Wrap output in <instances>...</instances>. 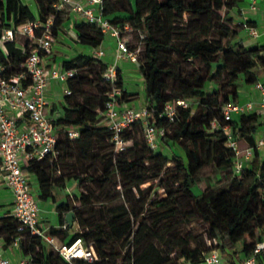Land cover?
Masks as SVG:
<instances>
[{
  "label": "trees",
  "instance_id": "1",
  "mask_svg": "<svg viewBox=\"0 0 264 264\" xmlns=\"http://www.w3.org/2000/svg\"><path fill=\"white\" fill-rule=\"evenodd\" d=\"M57 1L34 0L37 6L35 14L31 5L24 0H0V33L10 28L17 29L36 16L46 21L54 15V34L61 39L68 34L63 23L69 20L72 7L65 5L62 9H56L54 5ZM243 1L136 0L133 4L132 0H104L103 14L106 17L119 12L128 13L127 16L115 15L110 20L119 24L129 22L145 34L139 65L146 86L145 105L152 110L151 121L158 128L167 130L165 135L160 136L157 149L146 142L143 124L135 122L123 132V136L133 140L134 145L117 152L115 144L109 139L112 131L108 119L100 113L105 108L112 88L103 76L107 63L86 52H79L75 57L63 60L64 68L78 71L101 66L103 86H99L98 94L93 95L83 89L85 82L75 83L79 75L68 81L72 93L65 94L64 114L53 119L59 133L58 156L30 160L23 170L28 177L30 174L38 176L41 200L56 201L54 190L58 185H65L67 178L59 168L61 152L69 155L70 149H76L86 154L89 150L97 151V146L112 148V156L106 162L103 176L78 173L68 176L98 183L102 197L92 192L82 193L56 206L61 226H51L50 234L64 242L67 240L68 244L80 237L87 247L92 245L97 253L93 261L74 259L75 264H119L121 259L122 264H198L204 254L214 248L221 250L225 264H240L252 254L256 244L264 239V165L256 170L245 167L241 178L234 177L228 186L218 188L211 195L194 191L198 185V176L207 167L233 168L235 152L226 146L228 137L223 126L228 121L224 119L222 107L237 97L242 86L254 84L264 74V45L246 46L241 42H233L239 32V25L234 24L231 11ZM79 26L78 42L90 47L102 46L105 37L98 24L82 21ZM134 34L140 42L139 33ZM23 45L25 50L12 41H6L4 49L0 47L3 76L10 77L25 71L24 63L32 45L29 40ZM173 53L198 64L200 70L189 75L176 74L165 65ZM58 54L57 51L49 52L46 66L50 67ZM167 75L176 76L179 80L178 86L172 90H169L165 79ZM208 82L213 83L215 89L204 95ZM116 85L123 88L120 101L139 98L138 91L129 90L125 86L121 70ZM184 98L190 99L192 105L180 108L176 120L170 121L161 116L166 102ZM259 118L260 113L257 111L237 116L233 126L235 137L255 146ZM214 121L218 122V128H214ZM69 127L78 128L80 137L71 139L67 133ZM169 143L177 151L166 150ZM168 161L174 162V166L167 169L166 175L172 173L177 186L167 193L166 198L152 199L149 209L157 204L165 206L152 225L148 226L146 217L142 219V209L148 200L142 198V195L152 183L146 188H142V185L159 178ZM118 176L132 193L134 201L139 202L137 205L134 202L130 205L121 203L117 195L104 192ZM165 179L163 177L161 184L167 189ZM135 189L138 196L134 194ZM176 195L189 199L190 206L186 214L190 221L197 217L208 223L206 235L210 247H191V240L179 241V237H173L171 227L166 230L168 238L164 247L150 240L161 219L177 216V210L169 202V197ZM71 210L75 212L80 228L69 237L71 227L62 226L67 224L66 214ZM19 226L13 214L0 216V234L4 237V247L11 246L16 237L24 234L20 248L25 256L32 257L30 264H71L60 253L49 250L41 236L20 233ZM241 242L242 248L239 246ZM173 253L177 256L174 257Z\"/></svg>",
  "mask_w": 264,
  "mask_h": 264
},
{
  "label": "built area",
  "instance_id": "2",
  "mask_svg": "<svg viewBox=\"0 0 264 264\" xmlns=\"http://www.w3.org/2000/svg\"><path fill=\"white\" fill-rule=\"evenodd\" d=\"M104 0H58L55 3L56 9H62L65 5L72 7V10L80 15L83 20L90 24H98L101 33L106 38L115 41L116 53L114 62L107 64L104 70L105 80L112 88L108 93L105 108L100 110L109 122L112 135L109 138L115 144L117 152L124 150L131 144V140L123 136L126 128L135 122H141L144 126V137L146 142L154 149L159 146L160 136L167 133L166 128H158L151 121L152 110L150 107L130 106L126 101H120L123 88L118 87L119 79L118 61L129 59L140 65V53L142 51V40L145 34L137 30L129 22L123 24L114 23L103 14ZM250 7L257 8V0H250ZM56 16L48 17L46 21L38 16L34 20L21 24L17 29H6L1 36L2 40L12 41L18 45V33L26 36L32 48L24 63L25 71L10 77L3 76L4 66L0 65V159L4 182L13 195V216L19 221V232L30 233L46 237L55 241L58 237L52 236L47 228L40 224L41 204L39 192L34 193L23 167L30 160H42L48 156H58L59 133L56 131L53 118L48 115L46 90L51 80L68 82L79 75L74 68L46 66L43 56L51 52L54 46L56 35L54 27ZM251 35L257 36L259 30L256 26L244 24ZM137 32L140 37V44L133 45L130 39ZM5 41V42H6ZM19 46V45H18ZM87 46V45H84ZM25 50V46H20ZM91 55L102 58L107 51L100 47H90ZM89 49V50H90ZM255 89L260 93V105L264 108V77L254 83ZM70 87L65 89V94H71ZM192 105L190 99H177L166 102L161 116L170 121L176 120L180 108H188ZM255 109V102L251 99L243 102L231 99L222 107L224 119L228 124L223 126L228 140L226 146L235 152L233 172L237 176L242 173L246 163L254 156L255 150L264 146V137L256 141L255 146L242 147L240 141L233 134V126L236 123L235 116L245 112H252ZM28 119L29 124L21 126L20 121ZM214 128H218V122H213ZM68 136L71 139L80 137V130L76 127L68 128ZM264 187V179H263ZM67 228L68 225L62 226ZM20 235L13 241V246H19ZM4 246V237L0 234V249ZM61 255L68 261L84 259L93 261L97 253L91 245L87 247L82 238H77L71 244L63 243L58 247ZM264 254V239L259 241L252 254L245 257L240 264H257L259 256ZM31 256H24L15 261L5 251H0V264H30ZM192 264V263H189ZM198 264H225L223 254L219 248H214L204 254L202 261Z\"/></svg>",
  "mask_w": 264,
  "mask_h": 264
},
{
  "label": "rangeland",
  "instance_id": "3",
  "mask_svg": "<svg viewBox=\"0 0 264 264\" xmlns=\"http://www.w3.org/2000/svg\"><path fill=\"white\" fill-rule=\"evenodd\" d=\"M135 3L136 0H133ZM3 35V32L0 33V47L4 49V44L6 40H2L1 36ZM68 40L65 41L63 39H55L54 46L51 49V51H61L60 53L65 52L66 54L74 55L76 53V42L73 38L67 35ZM132 44L139 45V39L136 34L130 37ZM29 39L18 33L17 41L19 44H25L27 43ZM110 38L107 36L105 40L103 41V44L101 47L107 51L115 46V41L111 39L112 43H109ZM30 41V40H29ZM31 42V41H30ZM226 42V40H224ZM109 45V49L106 47V45ZM112 44V45H111ZM83 49L86 47V52L91 53V49L88 46L80 45ZM142 45V49H143ZM90 49V50H89ZM143 54V53H142ZM103 56L102 59L106 63H110L109 56ZM129 61H126V67H128L129 70H131V74L123 75L124 77V84L129 90L138 91L140 94V99L146 98V86L144 83V78L139 70V68L135 65H131ZM138 65V64H137ZM165 65L167 67H170L173 72L176 74H182V75H189L195 71H199V65L192 62V61H186L182 57H180L177 53H173L171 55V58L165 62ZM101 66H96L95 68H84L79 71V76L76 79L75 83L79 84V82L83 81L85 82L83 85V89L86 90L87 93L96 95L98 94V87L103 86V82L101 79ZM167 83L169 84V90H172L173 88L177 87L179 84V80L176 78V76H170L167 75L165 77ZM64 85V84H63ZM64 87V86H63ZM62 84L59 85V89L61 90V96L64 95ZM215 89V85L211 82H208L203 94L207 95L210 92H212ZM79 100L80 97L78 96ZM193 100V99H192ZM135 101H139V98ZM193 102H197L196 100H193ZM196 108V107H194ZM145 138V137H144ZM241 142L242 147L246 146V143L243 139H238ZM133 140L131 141L130 146H133ZM97 151L94 152V150H89L86 154H81L76 149H70L69 146H67V149L69 150V155H66L65 153L61 152V159L59 160V168L65 176H67L65 180V185H58L55 189L56 198L60 200L62 197H66L67 199H72L73 196H79L82 193H88L92 192L95 195L101 196V191L99 190V184L96 182L91 181H81L77 180L75 178H71L68 176H71L75 173L82 174V175H96L97 177L103 176L105 173L106 168V162H108V159L112 156V148L109 146H103V147H96ZM157 149V148H156ZM169 152H175L177 151L175 146L172 143H169L166 148ZM115 154V152H114ZM248 163V162H247ZM249 165V163L247 164ZM174 162L168 161L165 164L164 171L162 172V175L157 178L156 180H153L147 184L142 185V188H146L152 183V186L145 190L144 194L142 195V198H147L148 202L142 209V219L146 217V222L148 226L152 225V222L154 219H156L162 210V208L165 206L164 204H157L152 209H149L150 202L155 197L158 200H161L163 198L167 197V193H170V190H175L177 184L174 182V178L172 173L169 175H166V171L168 168L173 167ZM234 166V164H233ZM259 167L256 166L253 163V169H258ZM245 169L242 171L241 174L235 175L233 172V168L231 166H227L224 168L216 169L212 166L207 167L205 171L198 176V185L194 187V191L197 194H201L202 192H206L208 195L213 194L218 188L222 186H228L230 184V181L234 177L241 178L243 176ZM163 177H166L165 184L166 188H163L162 186V180ZM116 184V187H115ZM70 190H69V189ZM34 193H38L37 189L35 187L32 188ZM105 193L108 192L112 195H117L118 200L121 203L130 205L132 202L134 204H138V201H134V197L132 196V193L124 186V183L122 182V179L120 176L114 178V180L111 182V186L104 191ZM134 194H137L138 191L135 189ZM141 198V199H142ZM169 202L171 205L177 210V216L173 219L169 218H163L159 221V225L157 227V230L151 237V241H154L155 244H157L160 247H164L166 245V241L168 238V235L166 234V230L172 228L173 237H179V241H186L191 240L190 246L195 247L200 245L202 248H208L210 247V240L208 239L206 235V229L208 227V223L203 221L200 218H195L193 220H189V217L186 214V211L189 209V199L183 195H176L174 197H169ZM47 202H43L40 200L41 206H43ZM48 210V209H47ZM45 211L44 215L46 214L47 217L50 219V224L56 225L58 223L57 214L56 211L51 206V212ZM141 219V220H142ZM140 223V222H139ZM60 227V226H59ZM79 225L76 224V226L71 227L70 229V236L71 237L75 232L79 230ZM138 224L135 226V232L137 231ZM50 233V230L47 231V234ZM134 236L131 237V240ZM24 238V237H23ZM45 244L48 246L49 250H52L54 252H59L58 247L60 244L66 243L62 241L60 238H57L55 241H50L46 237H42ZM128 244V246L131 244ZM20 246V245H19ZM240 248L243 246V242L239 244ZM126 253V249L124 251V254ZM61 254V253H60ZM173 256L176 257L177 255L173 253ZM182 261V260H181ZM71 264H75V261H69ZM123 259L120 260L119 264H122ZM39 264V263H37Z\"/></svg>",
  "mask_w": 264,
  "mask_h": 264
},
{
  "label": "crops",
  "instance_id": "4",
  "mask_svg": "<svg viewBox=\"0 0 264 264\" xmlns=\"http://www.w3.org/2000/svg\"><path fill=\"white\" fill-rule=\"evenodd\" d=\"M24 1L28 2L33 8V11L35 12V14H37V6L34 0H24ZM133 4L135 3L133 2ZM115 15L127 16L128 13L119 12ZM115 15H110L108 16V18H112ZM231 15L233 17L234 24L239 25V32L237 36L233 38V42H241L246 46L264 45V0H257L256 9H252L250 7V0H244L242 3H240L239 6H237L235 9L231 11ZM82 21H85V20H83V18L80 15H78L76 12L72 10L69 20L63 23V27L68 32L67 35L73 38L74 41L76 42L77 44L76 53L74 55H71V54H66L65 52L60 53L61 51L59 50L58 51L59 54L52 61V65L50 67H53V66L62 67V62L64 59L73 58L79 52H86L87 48L82 44L85 47L83 49L80 46L81 43L77 41L78 33L80 32L79 24ZM245 23L256 26L259 30V34L257 36L251 35L249 33L248 28L244 25ZM67 35H63V37L61 38L64 40V43L66 40H68ZM111 39L112 38H110V40L107 42L112 43ZM18 45L21 46L22 44H18ZM106 47L109 49L108 44L106 45ZM115 53H116L115 46L108 50L107 56H109L110 63L114 62ZM46 57H47V54L43 56V60L45 63H46ZM126 61H129L131 65H135V63H133L129 59H122L118 61L117 64H118L119 69L122 72V75L131 74V70H129L128 67H126ZM104 63L106 62L104 61ZM110 63H107V64H110ZM136 66L139 68V65L136 64ZM263 77H264V74L262 75L261 79ZM60 84H62V88H63L62 91L64 93L63 96H61L62 93H61V90L59 89ZM67 87H69L68 82H61L57 80H51L47 86V90H46V98L48 101L47 112H48V115L53 119H58L60 116L64 114V110L66 107L65 89ZM248 99H251L255 102L254 111H257L260 113V118H259L260 125L255 134V138L257 141L260 138L264 137V108H262L260 105L261 96H260V93L255 89L254 84H245L244 86H242L239 89L238 95L236 97V100H239L241 102L248 100ZM126 102L130 106H143L146 104V98L140 99V94H139V101L134 102V100H130ZM239 115L240 114H237L235 118ZM20 123H21V126H25L29 124L30 121L28 119H24V120H21ZM246 146H249V144L246 143ZM246 146H243V147H246ZM248 163L249 165H247ZM248 163H246V168L253 167V163L258 167H261L264 165V146L255 150L254 156L248 161ZM27 178H28L31 188L35 187L37 191L39 192L38 176L36 174H30L29 177L27 176ZM54 193H55V190H54ZM66 199H67L66 197H62L60 200L56 198V201H53L51 199L42 200L43 202L44 201L47 202L43 206H41L42 208L40 211V224L42 226L47 227V228L51 226H56V227L61 226L59 223V213L56 209V206L58 203L65 201ZM51 206L56 211V214H57L58 223L56 225L50 224L51 221L49 217H47L46 214L44 215L47 209H48L47 211L51 212ZM12 212H13V195L11 191L5 185L3 172L1 168V159H0V216L9 214V213L12 214ZM76 224L77 222L74 223V226H76ZM262 233L264 235V228L262 230ZM65 242L67 243V240ZM2 250L5 251V253L9 254L15 261H19L21 258L25 256L22 253L20 246H17V247L13 245L8 246V247L3 246L0 249V251ZM257 264H264V254L259 256Z\"/></svg>",
  "mask_w": 264,
  "mask_h": 264
},
{
  "label": "water",
  "instance_id": "5",
  "mask_svg": "<svg viewBox=\"0 0 264 264\" xmlns=\"http://www.w3.org/2000/svg\"><path fill=\"white\" fill-rule=\"evenodd\" d=\"M66 222L68 224L69 227H73L74 223L76 222V214L73 210L69 211L66 214Z\"/></svg>",
  "mask_w": 264,
  "mask_h": 264
}]
</instances>
